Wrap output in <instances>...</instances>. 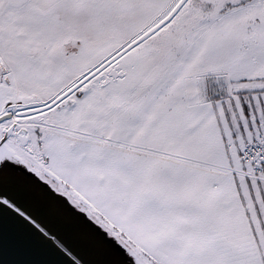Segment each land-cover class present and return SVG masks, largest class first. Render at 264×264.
<instances>
[{
  "label": "snow or ice",
  "instance_id": "1",
  "mask_svg": "<svg viewBox=\"0 0 264 264\" xmlns=\"http://www.w3.org/2000/svg\"><path fill=\"white\" fill-rule=\"evenodd\" d=\"M0 264H264V0H0Z\"/></svg>",
  "mask_w": 264,
  "mask_h": 264
}]
</instances>
